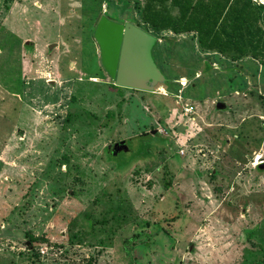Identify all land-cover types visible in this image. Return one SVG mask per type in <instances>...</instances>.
I'll return each instance as SVG.
<instances>
[{"label": "rangeland", "instance_id": "1", "mask_svg": "<svg viewBox=\"0 0 264 264\" xmlns=\"http://www.w3.org/2000/svg\"><path fill=\"white\" fill-rule=\"evenodd\" d=\"M136 2L0 0V264L264 256V63L165 32L167 82L117 86L95 24L146 29ZM122 139L130 151L107 152Z\"/></svg>", "mask_w": 264, "mask_h": 264}, {"label": "trees", "instance_id": "2", "mask_svg": "<svg viewBox=\"0 0 264 264\" xmlns=\"http://www.w3.org/2000/svg\"><path fill=\"white\" fill-rule=\"evenodd\" d=\"M135 10L146 30L156 36L191 35L204 50L232 61L250 56L264 63V5L253 0H137ZM25 46L32 48L31 41ZM258 256L250 251L241 264H264V256Z\"/></svg>", "mask_w": 264, "mask_h": 264}, {"label": "water", "instance_id": "3", "mask_svg": "<svg viewBox=\"0 0 264 264\" xmlns=\"http://www.w3.org/2000/svg\"><path fill=\"white\" fill-rule=\"evenodd\" d=\"M94 37L100 48L102 65L117 86L155 91L167 81L153 55L158 37L152 32L133 22H118L101 13L95 24ZM216 107L224 109L227 105L219 101ZM178 129L182 131L184 126L179 125ZM112 147L113 155L121 150L130 151L125 139L110 144L108 149ZM259 167L264 168V162Z\"/></svg>", "mask_w": 264, "mask_h": 264}, {"label": "flooded vegetation", "instance_id": "4", "mask_svg": "<svg viewBox=\"0 0 264 264\" xmlns=\"http://www.w3.org/2000/svg\"><path fill=\"white\" fill-rule=\"evenodd\" d=\"M122 140H123V139H122ZM128 140H129V139H126L127 144H129V143H128ZM118 141H121V140H118ZM118 141H115L114 143H116V142H118ZM114 143H113V144H114ZM113 144H112V145H113ZM109 151L112 152V151H113V147L110 148ZM121 152L123 153L124 151H123V150L119 151V153H121Z\"/></svg>", "mask_w": 264, "mask_h": 264}, {"label": "crops", "instance_id": "5", "mask_svg": "<svg viewBox=\"0 0 264 264\" xmlns=\"http://www.w3.org/2000/svg\"><path fill=\"white\" fill-rule=\"evenodd\" d=\"M115 6H116V4H115ZM123 7H124V6H123ZM124 9H125V8H124ZM135 14H136V13H135ZM108 17H110V18H112V19H115V20L117 19V18H115V17L113 18L112 16H108Z\"/></svg>", "mask_w": 264, "mask_h": 264}]
</instances>
